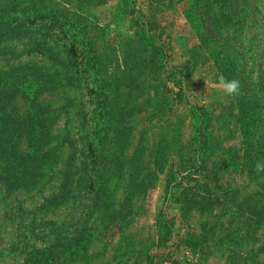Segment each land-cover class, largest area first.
I'll use <instances>...</instances> for the list:
<instances>
[{"label":"rangeland","instance_id":"374dc122","mask_svg":"<svg viewBox=\"0 0 264 264\" xmlns=\"http://www.w3.org/2000/svg\"><path fill=\"white\" fill-rule=\"evenodd\" d=\"M257 161L264 0H0V264H264Z\"/></svg>","mask_w":264,"mask_h":264},{"label":"clouds","instance_id":"9594fccd","mask_svg":"<svg viewBox=\"0 0 264 264\" xmlns=\"http://www.w3.org/2000/svg\"><path fill=\"white\" fill-rule=\"evenodd\" d=\"M199 77H194V79ZM218 82L221 87V90L225 95L229 97H233L240 94V81L238 79L232 78L229 79L225 77L223 74L218 76ZM206 87L209 86L208 82L205 81ZM257 173L264 172V162L257 161L255 164V169Z\"/></svg>","mask_w":264,"mask_h":264},{"label":"trees","instance_id":"16d2710c","mask_svg":"<svg viewBox=\"0 0 264 264\" xmlns=\"http://www.w3.org/2000/svg\"><path fill=\"white\" fill-rule=\"evenodd\" d=\"M70 50H71V52H73V53H74V51H75V49H74L73 46L71 47ZM234 64H235V65L237 64V60H235ZM22 128H25V125H22ZM20 131H21V128H20ZM14 155H16V152H14ZM21 156H22L21 154L18 155V156H17V159L20 160V159H21ZM19 164H20V162H19ZM19 164H18V165H19ZM18 165H17V166H14L13 168H14V169H15V168H18ZM93 167H94V166H93ZM94 182H95V180H94V178H92L91 183H90L91 188H93V186H94ZM165 224H166V227L169 228L171 222H170L167 218H165Z\"/></svg>","mask_w":264,"mask_h":264}]
</instances>
